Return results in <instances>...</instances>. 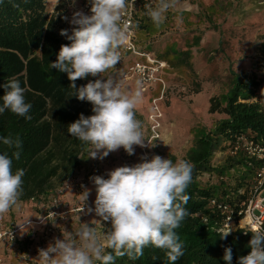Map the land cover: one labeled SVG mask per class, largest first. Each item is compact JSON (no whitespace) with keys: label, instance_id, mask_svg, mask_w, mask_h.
<instances>
[{"label":"clouds","instance_id":"1","mask_svg":"<svg viewBox=\"0 0 264 264\" xmlns=\"http://www.w3.org/2000/svg\"><path fill=\"white\" fill-rule=\"evenodd\" d=\"M88 2L90 14L83 11L72 14L71 34L68 29H61L60 35L70 43L62 44L56 61L50 62L52 69L67 74L69 86L75 90L72 96L92 105L93 114L86 117L81 113L68 125L67 131L90 146L88 158L103 160L121 148L131 156L135 154L134 146L155 147L145 139L143 123L136 118V109L143 102V82L137 80L134 91H125L121 80L111 74L105 76L121 62L119 49L127 38L121 19L128 0ZM75 3L76 0H71L72 6ZM174 6L175 0H158L154 7L145 5L146 14L159 26L165 13ZM90 76L99 78L77 87V80ZM0 87L4 89L0 114L9 110L30 120L32 106L25 101V89L20 81L9 79ZM261 94L264 95V89ZM0 139L9 149H17L12 157L18 160V150L22 148L20 137L9 135ZM140 161L110 170L108 178L100 175L90 178L95 185L94 207H87L85 212L90 195V190H85L80 212H94L100 219H93L91 224L82 223L74 234L55 239L47 248L40 249V264H115L116 258L123 256L135 261L144 255L148 246L164 250L169 264H175L184 255L175 230L189 215L185 205L190 197L186 190L192 181L193 165L183 159L174 163L159 155L141 156ZM24 175L23 169L13 172V159L7 153L0 154V218L18 206ZM38 218L43 221L42 217ZM102 221L109 222L110 227L100 233L94 225L97 222L102 225ZM26 223L31 227L27 218L20 228L26 229ZM231 231V228L221 230V239H227ZM251 234L250 252L239 257L238 264H264V229H254ZM232 259V249L226 247L223 260L232 264Z\"/></svg>","mask_w":264,"mask_h":264},{"label":"trees","instance_id":"2","mask_svg":"<svg viewBox=\"0 0 264 264\" xmlns=\"http://www.w3.org/2000/svg\"><path fill=\"white\" fill-rule=\"evenodd\" d=\"M64 6L60 0L54 12L49 13L46 0L0 3V85L18 79L25 89L26 103L32 106L30 120L9 110L0 114V137L19 136L22 141L17 160L12 157L17 149H9L0 139V154L7 153L13 159V172L17 169L25 172L20 201H39L40 197L48 196L75 174L82 155L90 147L70 136L67 128L81 113L86 117L92 115V105L72 96L75 90L69 86L67 74L50 67L60 46L70 43L60 35L64 28ZM145 9L143 6L142 11ZM258 50L260 54L251 70H232L228 90L210 97L208 112L221 114L222 118L212 130L196 136L186 152V161L193 165L192 181L186 190L190 197L185 205L189 215L175 230L184 250L175 264H226L223 260L226 247L232 249V264H238L239 257L250 252L252 231L236 227L227 239H221L219 232L223 230L226 214L210 202L221 200L238 210L260 165L255 161L249 167L242 152L227 154L241 133L264 142V101L258 96L264 82V41L259 43ZM75 83L77 87L85 85L83 79ZM3 94L0 87V106ZM217 154L224 155L220 166L214 165ZM204 173L222 175L226 182L217 186L203 184L198 176ZM241 190L244 192L240 193ZM20 243L28 246L30 241L25 238ZM115 264H169V261L164 250L148 246L139 259L118 257Z\"/></svg>","mask_w":264,"mask_h":264},{"label":"rangeland","instance_id":"3","mask_svg":"<svg viewBox=\"0 0 264 264\" xmlns=\"http://www.w3.org/2000/svg\"><path fill=\"white\" fill-rule=\"evenodd\" d=\"M63 1L64 13L71 0ZM157 2L153 0L148 6L154 7ZM57 4L58 0H46L47 12H54ZM146 13L147 9L135 16L137 44L154 52L168 65L158 74L166 84L164 99L157 101L163 114L162 136L151 142L155 147L146 150L149 149L150 157L159 155L175 163L179 159L186 160V152L194 138L212 130L222 118L221 114L208 112L209 99L228 90L231 71L251 70L254 66L260 54L259 43L264 41V0H175V6L165 13L159 26ZM134 60L131 54L123 59L125 72ZM136 81L137 78L131 76L124 90L134 91ZM160 89L159 82H155L143 91V102L136 109V118L143 123L146 140L149 138L148 116L153 112V98L160 95ZM134 147V155L129 156L121 148L103 160L88 158L89 151H86L75 174L48 196L40 197L39 201L19 200L17 207L0 218V228L14 231L15 235L11 240L0 239V264H40V249L47 248L55 239L74 234L82 223L91 224L93 219H100L94 212H80L84 204L82 192L90 190L86 212L87 207H94L96 195L90 178L96 175L108 178L107 173L116 167L141 162L145 147ZM223 156L215 155V166H220ZM207 175L200 174L198 180L210 186L226 182L221 183L218 174ZM27 218L31 227L26 223V229H21L19 225ZM101 223L103 226L95 223L97 231L107 232L110 223ZM25 238L30 241L28 246L20 243Z\"/></svg>","mask_w":264,"mask_h":264},{"label":"built area","instance_id":"4","mask_svg":"<svg viewBox=\"0 0 264 264\" xmlns=\"http://www.w3.org/2000/svg\"><path fill=\"white\" fill-rule=\"evenodd\" d=\"M153 0H128V7L124 13H122L121 25L126 26V40L120 47L121 59L128 54L135 57V60L129 65L126 72L119 78L123 84H125L130 77H136L137 80L143 82V91L151 88L155 82L160 84V95L153 98V112L149 114V138L148 142L151 144L153 140H159L162 136L161 131V119L162 112L157 106V101H162L166 93V84L163 76H159L160 71L168 66L167 63L158 58L154 53L143 49L136 42V32L134 29L135 16L138 12L142 11L143 6L148 5ZM90 7L88 0H76L75 6H72L70 2L66 4L65 11L62 14L64 28L68 29L71 34L73 25L69 23L72 14L75 11H83L85 14H90ZM64 17H68L65 20ZM96 77H88L83 79L85 84L89 80H95ZM264 89V82H262L259 88V98L264 100V95L261 94V90ZM147 144V143H146ZM142 152L143 156H148L149 152L146 150ZM238 152L244 153L248 158V166L253 167L254 162H259V167L254 171L253 177L250 181L249 188L246 193V199L241 203L240 208L235 211V208L230 204L212 199L210 204L216 206L218 210H221L226 214L224 222L222 224L223 230L231 228L233 230L236 227L244 228L249 231L254 229H264V142L256 141L250 138L247 134H239L234 143L227 150V154L234 155ZM209 176V175H207ZM219 181H225L226 178L222 175L217 177ZM244 191H240L243 193ZM54 213V212H53ZM51 215V214H50ZM7 237L9 240L14 239V231H3L0 228V239Z\"/></svg>","mask_w":264,"mask_h":264},{"label":"crops","instance_id":"5","mask_svg":"<svg viewBox=\"0 0 264 264\" xmlns=\"http://www.w3.org/2000/svg\"><path fill=\"white\" fill-rule=\"evenodd\" d=\"M55 2L57 0H54ZM150 4V3H149ZM148 4V5H149ZM142 12V11H141ZM136 42H137V39H136ZM154 53V52H152ZM155 54V53H154ZM156 55V54H155ZM157 56V55H156ZM127 58V56H124V58L121 59V62H118V64L116 65V69L115 70H109V73H105V76H108L109 74L111 75H114L116 78H119L121 77L124 73H125V70L123 69L122 67V63H123V59ZM99 78V77H96V79ZM129 81V80H128ZM127 81V82H128ZM127 82L124 84V87L128 86ZM63 196H66V195H63Z\"/></svg>","mask_w":264,"mask_h":264}]
</instances>
